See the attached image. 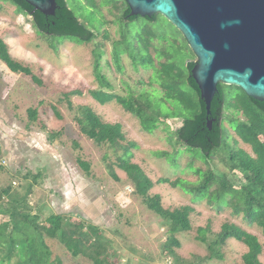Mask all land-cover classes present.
<instances>
[{
	"label": "rangeland",
	"instance_id": "rangeland-1",
	"mask_svg": "<svg viewBox=\"0 0 264 264\" xmlns=\"http://www.w3.org/2000/svg\"><path fill=\"white\" fill-rule=\"evenodd\" d=\"M118 1L121 0H68L81 22L98 34L93 41L83 43L76 38L40 33L30 15L11 1L0 0V38L7 43L11 55L29 66L42 81L11 71L0 59V186L11 187L6 201L11 198L13 204L27 205L25 211L39 216L38 225L51 250L52 264L94 263L88 257L73 256L60 240L49 236L47 218L51 214L100 227L112 241L107 264H176L175 257L165 250L171 234L168 226L147 208L133 182L119 168L118 157L123 149L99 145L81 132L77 121L80 107L89 106L104 122L123 125L126 137L120 143L131 147L132 162L139 164L153 180L155 185L150 193L161 196L164 208L193 207L192 229L176 234L181 242L180 247L174 248L179 261L187 264L202 258L201 264H245L242 257L248 247L242 242L229 239L221 249L223 258L210 262L206 260L210 253L207 244L197 239L199 227L211 228V240L224 223L231 222L258 236L263 245L260 260L264 264L262 228L250 224L242 215H235L232 207H220L217 201L212 204L209 196L195 199L194 191L185 189L186 182L198 186L209 169L217 174L226 173L237 189L241 187V174L236 177L229 169L228 149L253 152L252 146L244 143L232 128L234 109L226 110L225 145L213 159L206 160L200 149L179 143L175 131L182 125L181 119L168 118L163 122L146 114L147 122L142 124L116 100L101 104L91 95V90L100 89L124 97L131 93L142 95V100L153 108L151 113L161 109L164 118L173 116L180 104L164 100L160 72L170 82L185 70L187 58L198 60L196 54L188 57L187 39L163 15L157 14L158 20L152 23V37L145 33L144 18L128 24L121 22V2L114 4ZM138 36L150 41L151 55L146 44H135ZM117 53L120 60L116 59ZM171 56L168 63L161 65ZM98 61L108 81L106 85L97 77ZM181 85L191 90L186 82ZM66 93L71 94L67 97ZM227 95L231 96L229 91ZM31 109L37 110L36 119L30 116ZM55 132L59 134L53 135ZM79 159L90 164V172ZM110 167L120 180L112 175ZM162 178L179 183L174 187L161 182ZM217 187L215 183L211 190ZM8 219L0 215V222ZM16 235L33 233L27 230Z\"/></svg>",
	"mask_w": 264,
	"mask_h": 264
},
{
	"label": "trees",
	"instance_id": "trees-1",
	"mask_svg": "<svg viewBox=\"0 0 264 264\" xmlns=\"http://www.w3.org/2000/svg\"><path fill=\"white\" fill-rule=\"evenodd\" d=\"M9 1L16 5L21 12L30 15L35 28L44 35L60 36L65 39L76 38L83 43L91 42L98 36L93 29L88 28L84 22H81L75 11L70 7L68 0H56L57 9L55 15L52 16L45 15L25 0ZM86 2L91 3L92 0H86ZM119 2H121L123 8L120 17L121 22L128 24L144 18L146 20L145 33L147 31L153 37L152 23L158 20L159 14L152 18L130 16L131 10L126 0L114 3L115 6ZM122 41L124 42L125 38ZM137 42L146 44V50L150 54L148 50L150 41L146 42L138 36L135 39V44ZM98 50L102 51L101 49ZM118 54H115L116 59L120 60V55ZM194 56V51L188 46V57ZM172 57L161 63V65L168 63ZM0 59L11 71L32 76L36 82L42 83L33 74L29 66H25L11 55L7 43L2 38H0ZM188 59L185 70H181L174 80L170 79V82H168V78L167 80L164 77L165 73L162 74L160 72L162 70L160 69L161 67L157 68L164 79L162 81L161 78V82H159L164 89L162 92L164 100L166 103L176 101L180 104V106L176 104L177 108L174 109L173 116L164 118L161 109L157 113H151L153 108L150 103H145L142 100V95L131 93L129 96L124 97L101 89L91 90L90 93L101 104L116 100L127 111L136 115L142 124H145V121L147 122L146 114L148 118L153 117L163 122L168 120V118L174 121L181 119L182 125L175 131L179 143L190 149H200L206 160L213 159L214 155L225 145L224 136L226 131L224 121L227 117L226 110L234 109L233 115L235 116L231 118L232 128L244 143L252 146L253 152L251 154L239 148L228 149L230 154L228 160L229 169L236 177H238L237 173L241 174L243 179L241 187L237 189L228 179L226 173L217 174L215 170L209 169L198 186L192 187L191 184L186 182L185 189L194 191L195 199L209 196V202L212 204L217 201L220 207H232L235 215H242L250 224H256L262 228L264 233V102L250 97L239 86L220 83L218 92L211 104V112L208 114L206 104L201 99L199 87L192 77L191 70L196 62L193 60L188 61ZM133 60L137 62L136 58H133ZM149 60L151 62L153 59ZM95 68L101 84H108L105 75L101 73L99 61ZM182 82H186L191 90H185L181 85ZM234 90L237 93H234ZM228 91L231 95L230 97L227 95ZM76 92L82 93L81 91ZM71 93H66V96L68 97ZM29 112L33 119L37 118L36 109H31ZM80 113L81 116L77 118V121L83 134L85 133L87 137L99 145L109 144L116 149L119 147L123 149V153L118 157L119 168L126 172L128 178L134 184L135 192L143 197L147 208L160 216L165 225L168 226L171 234L166 241L165 250L168 254L175 257L176 264H184L183 261H179V256H176L174 250L175 247L181 246L176 234L192 229L190 215L193 207L188 205L177 207L174 210L164 208L161 196L159 194L151 195L150 193L155 185L153 180L139 164L132 162L133 153L130 150L131 147L122 146L120 143L126 137L123 125L121 123L104 122L100 115L89 106H81ZM208 120L213 121L212 128L208 127ZM54 134L59 133L55 132ZM130 145L135 146L136 144L131 143ZM79 162L87 172H90V164L88 162L82 159H79ZM110 169L112 175L117 180H120L114 169L111 167ZM198 172L201 173L203 170H198ZM161 182L171 183L174 187H177L179 183L178 181L171 182L166 178H162ZM215 183L218 184V187L211 190ZM10 191L11 187L1 188L0 186V215H5L9 218L7 221L0 222V264H52L51 250L45 242L41 227L38 225L39 216L25 211L27 205L13 204L10 202L11 198L6 201ZM47 222L49 225L47 228L49 236L60 240L73 256L79 257L82 255L86 258L88 257L94 264H107L112 241L104 235L100 227L82 221L74 222L60 214L49 215ZM10 227L11 231H9ZM27 230L33 235H16L18 232L26 233ZM210 232L211 228L209 226L198 228L197 239L207 244L210 252L206 260L211 262L215 258H223L221 249L229 239L233 238L248 247V251L242 257L245 264H263L260 260V255L263 253V245L257 235L231 222L224 223L221 231L215 234V237L211 240L208 238ZM15 256L17 258L12 263ZM199 259L187 264H201L204 262V259Z\"/></svg>",
	"mask_w": 264,
	"mask_h": 264
},
{
	"label": "water",
	"instance_id": "water-1",
	"mask_svg": "<svg viewBox=\"0 0 264 264\" xmlns=\"http://www.w3.org/2000/svg\"><path fill=\"white\" fill-rule=\"evenodd\" d=\"M55 15L56 0H25ZM130 16L163 15L198 60L191 70L208 114L220 83L264 102V0H126ZM212 128L213 121L208 120Z\"/></svg>",
	"mask_w": 264,
	"mask_h": 264
}]
</instances>
